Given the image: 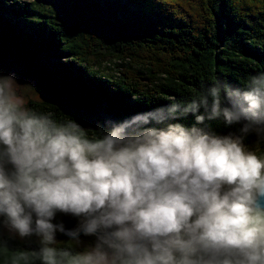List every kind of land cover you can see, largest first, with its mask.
<instances>
[{"label":"clouds","instance_id":"clouds-1","mask_svg":"<svg viewBox=\"0 0 264 264\" xmlns=\"http://www.w3.org/2000/svg\"><path fill=\"white\" fill-rule=\"evenodd\" d=\"M108 124L89 138L0 79V233L38 241L4 264H264V156L245 143L264 142V75Z\"/></svg>","mask_w":264,"mask_h":264},{"label":"trees","instance_id":"trees-1","mask_svg":"<svg viewBox=\"0 0 264 264\" xmlns=\"http://www.w3.org/2000/svg\"><path fill=\"white\" fill-rule=\"evenodd\" d=\"M105 60L118 61L109 74L93 69ZM10 73L36 81L43 98L29 100V109L83 121L89 138L102 137L109 121L264 75V0H0V78ZM208 123L221 135L238 127ZM245 143L264 156L254 135ZM61 221L67 229L77 223L58 214ZM57 246L77 251L70 242ZM37 247L36 237L0 233V264L5 249Z\"/></svg>","mask_w":264,"mask_h":264},{"label":"rangeland","instance_id":"rangeland-1","mask_svg":"<svg viewBox=\"0 0 264 264\" xmlns=\"http://www.w3.org/2000/svg\"><path fill=\"white\" fill-rule=\"evenodd\" d=\"M22 1H30V0H22ZM116 63H118V61H116V60L101 61L100 67L98 68V66H93V69H95V70L99 69V71L101 73L109 74L111 72V69L113 70L115 68L114 64H116ZM5 78H11L12 79V81L14 82V87L16 89V93L18 96H21L23 98V100L25 101L26 107L28 106L29 100H32V99L41 100L43 98V95H42L41 91L38 89L37 83L34 79L26 78V77H22V76H17L14 73H10L9 76H7ZM0 79H2V78H0ZM78 124L82 128H86L85 126H87L86 123L83 121H80ZM225 134H228V133H225ZM77 223H78V221H77ZM1 234H6L8 236H11V237L17 239V240L21 239L20 237H18L15 234H10L6 229ZM89 240H91L90 237H88V239L86 237H82V241L79 244H77L74 241L68 240V237L65 236V238H63V239H58L57 242H59V241L60 242L61 241L70 242L71 244H74L76 246L77 251H83V250H85V248H87L88 246L91 245L89 243Z\"/></svg>","mask_w":264,"mask_h":264},{"label":"bare ground","instance_id":"bare-ground-1","mask_svg":"<svg viewBox=\"0 0 264 264\" xmlns=\"http://www.w3.org/2000/svg\"><path fill=\"white\" fill-rule=\"evenodd\" d=\"M76 226H77V224L73 228H75ZM73 228H71V229H73Z\"/></svg>","mask_w":264,"mask_h":264},{"label":"water","instance_id":"water-1","mask_svg":"<svg viewBox=\"0 0 264 264\" xmlns=\"http://www.w3.org/2000/svg\"><path fill=\"white\" fill-rule=\"evenodd\" d=\"M69 229H71V228H69ZM67 237V236H66Z\"/></svg>","mask_w":264,"mask_h":264}]
</instances>
